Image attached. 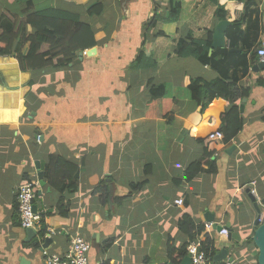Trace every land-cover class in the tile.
<instances>
[{
	"label": "crops",
	"instance_id": "crops-1",
	"mask_svg": "<svg viewBox=\"0 0 264 264\" xmlns=\"http://www.w3.org/2000/svg\"><path fill=\"white\" fill-rule=\"evenodd\" d=\"M97 3L101 13L90 14ZM3 10L21 18L22 36L33 32L26 14L41 11L89 23L96 44L91 55L78 51L81 58L77 52L69 64L41 70L22 71L14 54L0 55V264H20V257L44 264L39 247L50 229L48 252L62 255L77 234L90 244L89 264H181L190 242L207 244L214 263L257 264L249 246L257 213L250 196L264 218V69L254 70L264 0L245 8L237 0H0ZM219 20L229 22L225 46H210L201 64L192 41L209 34L212 40ZM28 48L27 42L22 52ZM197 78H221L248 92L237 100V134L213 140L215 167L202 164L186 179L185 169L202 157V140L220 129L228 107L222 97L204 108L193 99L189 86ZM152 87L164 95L154 97ZM55 157L76 167V188L63 200L45 178ZM35 178L41 220L26 239L16 191ZM207 222L228 235L213 226L207 231ZM221 249L228 254L214 259Z\"/></svg>",
	"mask_w": 264,
	"mask_h": 264
},
{
	"label": "trees",
	"instance_id": "trees-1",
	"mask_svg": "<svg viewBox=\"0 0 264 264\" xmlns=\"http://www.w3.org/2000/svg\"><path fill=\"white\" fill-rule=\"evenodd\" d=\"M237 1L242 2L245 8L252 0ZM102 9L103 4L97 3L90 6L87 10L90 14L98 15ZM177 9L175 7L172 14H175ZM222 10V8H219L217 11V18L219 19L224 17V10ZM25 21V23L32 25L33 32L22 36L24 23L21 18L6 10L0 13V55L12 56L14 54L22 71L65 66L72 62L78 51L90 49L96 44L93 26L67 15L56 16L41 11L37 13L31 12L26 14ZM234 24L236 26L239 25L238 20ZM27 42L29 44L28 51L23 53V45ZM211 43V34L207 36L205 41H192L195 57L201 64L208 62V50ZM44 44H48V49L41 51V47ZM189 88L193 99L200 102L203 108L214 97L226 99L228 107L221 116L220 131L223 134V142L231 140L242 126L237 100L239 95H247L248 91L239 93L240 89L234 82H226L221 78L210 81H202L197 78L190 83ZM151 91L154 97H162L164 95V91L158 93L154 87L151 88ZM151 113H154V111L149 112V114ZM165 115H168V109L163 112V116ZM202 142L204 143L203 155L200 159L188 164L185 169L186 179H192L201 171L202 164H207L211 170L215 167L211 158L215 152L216 143L209 138L202 140ZM66 166H72V162L62 160L59 157L50 158L45 173V178L50 188L59 193V200L64 199L66 192H73L76 188L72 180L76 167L70 169L65 168ZM60 168H62L63 172L58 170ZM43 216L44 214L42 213ZM186 219L187 217H185ZM182 222L184 223L185 221L183 220ZM185 224L189 226V229H193L191 223L187 222ZM202 228L203 226L199 225L196 230H201ZM40 232L43 235L45 228H42ZM202 248L207 251L208 245H203Z\"/></svg>",
	"mask_w": 264,
	"mask_h": 264
},
{
	"label": "built area",
	"instance_id": "built-area-1",
	"mask_svg": "<svg viewBox=\"0 0 264 264\" xmlns=\"http://www.w3.org/2000/svg\"><path fill=\"white\" fill-rule=\"evenodd\" d=\"M260 60L264 59V41L260 42L259 48L257 50ZM41 135H37L36 141H40ZM208 138L211 140L222 139L223 134L219 128L213 130L209 133ZM254 183V182H253ZM40 191L39 180L37 178L33 180L26 181L21 184L16 191V201L17 210L20 226L22 228L32 227L37 229L41 214L36 210L33 211V205L35 204V198L40 196L38 192ZM251 194H255L254 189H252ZM176 204H182L181 199L175 201ZM262 218V217H261ZM263 219V218H262ZM213 226L212 222L205 223V229L209 231ZM229 231L225 227L219 229V234L228 235ZM54 234V230L50 229L48 235ZM70 249L65 253L56 254L51 253L43 248L41 250L44 264H89L88 263V252L90 249V244L84 240L80 235H74L70 239ZM187 255L190 258V264H234L232 258H226L219 263H214L208 253L202 248L200 242H190L187 245Z\"/></svg>",
	"mask_w": 264,
	"mask_h": 264
},
{
	"label": "water",
	"instance_id": "water-1",
	"mask_svg": "<svg viewBox=\"0 0 264 264\" xmlns=\"http://www.w3.org/2000/svg\"><path fill=\"white\" fill-rule=\"evenodd\" d=\"M229 25V22L227 20H219L214 27L213 35H212V48H217V47H223L225 46V30L227 26ZM93 52H95L94 48L85 50V53L83 52H78V56L81 58L83 54L85 55H91ZM83 53V54H82ZM254 70H259V69H264V59L260 60L257 64H255ZM35 168L37 170V177L40 180V185H44L43 181V172L40 170V164L38 161L35 162ZM250 200L253 202V206L256 210V218L254 220V225L256 226L253 236H252V241L254 246L257 249V256H256V262L257 264H264V219L261 218V210L260 207L258 206V203L255 199L254 196H250ZM37 210V205H33V211L35 212ZM205 218L207 221H211V217H208V214H205ZM213 227L216 229H220L221 226L213 223ZM25 233H26V239L28 237L35 236L37 234L35 228L32 227H27L25 228ZM52 237L50 235H46L43 240L42 244L39 247V250L41 251L43 248L47 247L48 243L51 242ZM228 254V251L226 249H221L214 259L219 260L222 258H225V256ZM20 264H27V260L25 258L20 257ZM190 258L187 255L185 259L182 260L181 264H190Z\"/></svg>",
	"mask_w": 264,
	"mask_h": 264
},
{
	"label": "rangeland",
	"instance_id": "rangeland-1",
	"mask_svg": "<svg viewBox=\"0 0 264 264\" xmlns=\"http://www.w3.org/2000/svg\"><path fill=\"white\" fill-rule=\"evenodd\" d=\"M249 246H251V253H250V255L257 256V249H256V247L253 245V243L251 241H250V245ZM245 264H247V263H245ZM249 264H256V263H255V261H250Z\"/></svg>",
	"mask_w": 264,
	"mask_h": 264
}]
</instances>
